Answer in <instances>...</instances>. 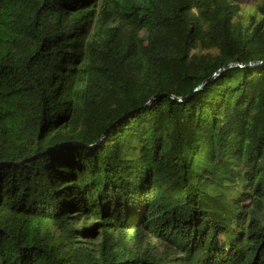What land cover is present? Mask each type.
<instances>
[{
	"label": "trees",
	"instance_id": "1",
	"mask_svg": "<svg viewBox=\"0 0 264 264\" xmlns=\"http://www.w3.org/2000/svg\"><path fill=\"white\" fill-rule=\"evenodd\" d=\"M258 11L0 0V264H264Z\"/></svg>",
	"mask_w": 264,
	"mask_h": 264
},
{
	"label": "rangeland",
	"instance_id": "2",
	"mask_svg": "<svg viewBox=\"0 0 264 264\" xmlns=\"http://www.w3.org/2000/svg\"><path fill=\"white\" fill-rule=\"evenodd\" d=\"M241 5V16L246 24L259 18L258 4L261 0H237ZM81 223H78V225ZM80 227V226H78Z\"/></svg>",
	"mask_w": 264,
	"mask_h": 264
},
{
	"label": "water",
	"instance_id": "3",
	"mask_svg": "<svg viewBox=\"0 0 264 264\" xmlns=\"http://www.w3.org/2000/svg\"><path fill=\"white\" fill-rule=\"evenodd\" d=\"M235 65H237V64H235ZM227 67H231V65H229V66H227ZM225 68H226V67H223L222 69L218 70V71L216 72V75L218 74V72H221V71L224 70ZM212 78H213V77H212ZM210 79H211V78H210ZM210 79H209V80H210ZM206 82H208V80H207ZM206 82H205V83H206ZM205 83H203L200 87H202ZM200 87H199V88H200Z\"/></svg>",
	"mask_w": 264,
	"mask_h": 264
}]
</instances>
